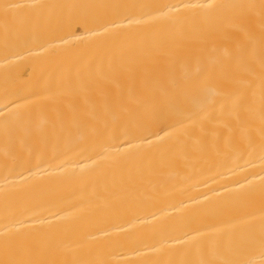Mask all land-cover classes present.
<instances>
[{
	"label": "bare ground",
	"instance_id": "1",
	"mask_svg": "<svg viewBox=\"0 0 264 264\" xmlns=\"http://www.w3.org/2000/svg\"><path fill=\"white\" fill-rule=\"evenodd\" d=\"M0 264H264V0H0Z\"/></svg>",
	"mask_w": 264,
	"mask_h": 264
}]
</instances>
